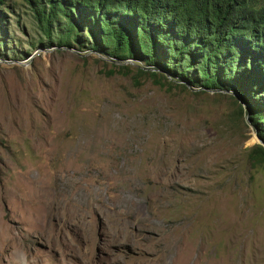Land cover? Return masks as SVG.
Here are the masks:
<instances>
[{"label": "rangeland", "instance_id": "rangeland-1", "mask_svg": "<svg viewBox=\"0 0 264 264\" xmlns=\"http://www.w3.org/2000/svg\"><path fill=\"white\" fill-rule=\"evenodd\" d=\"M16 1L0 32V264H264V163L249 158L263 143L234 99L42 41Z\"/></svg>", "mask_w": 264, "mask_h": 264}, {"label": "trees", "instance_id": "trees-1", "mask_svg": "<svg viewBox=\"0 0 264 264\" xmlns=\"http://www.w3.org/2000/svg\"><path fill=\"white\" fill-rule=\"evenodd\" d=\"M20 1L42 41L130 59L160 85L227 93L263 143L250 161L264 163V0ZM19 10L16 0H0V32Z\"/></svg>", "mask_w": 264, "mask_h": 264}]
</instances>
